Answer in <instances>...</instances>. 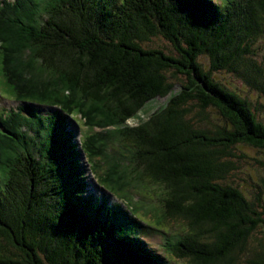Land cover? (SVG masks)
<instances>
[{
    "label": "trees",
    "instance_id": "1",
    "mask_svg": "<svg viewBox=\"0 0 264 264\" xmlns=\"http://www.w3.org/2000/svg\"><path fill=\"white\" fill-rule=\"evenodd\" d=\"M0 63V264H264V0H3Z\"/></svg>",
    "mask_w": 264,
    "mask_h": 264
},
{
    "label": "rangeland",
    "instance_id": "2",
    "mask_svg": "<svg viewBox=\"0 0 264 264\" xmlns=\"http://www.w3.org/2000/svg\"><path fill=\"white\" fill-rule=\"evenodd\" d=\"M217 1L221 2L222 0H217ZM151 43H152V46L161 47V48H163L165 51H167L169 53H173L174 52L173 47L171 46V44L166 39H164L162 36H155ZM147 44H150V43L148 42ZM201 60L203 62H206V63L208 62V59H207L206 56H202ZM11 67L12 66L8 67L10 72L12 71ZM29 73H33L34 74V72L32 70L28 71V74ZM216 75L219 78L223 77L224 80H227L226 82L229 83L231 86H234V85L237 86V89L240 91V93L249 96V98H251L253 100V102H256V101H258L260 99L264 100V96H260V94L256 90L248 87V85L242 79H238L235 76L233 78L232 76H229L228 73H216ZM36 76H38V75H36ZM65 91L66 90H64V92ZM14 98L15 97L12 95V91H11L9 85L5 81V77H4V75H3L2 71H1V63H0V105L2 106V109L6 110V109H9V108H15L19 104L21 106H25L26 105V103L24 101L19 103V102L15 101L16 99H14ZM152 101H149L148 103H146V106L142 109V110H144V112L140 113V117L148 116L149 113L152 112L151 110L156 108V105L164 104L167 101V96L157 97L155 99V103H154L155 105L154 106L151 105ZM28 104H29V106L37 108V109H39L41 111V114L39 115V119H41L46 124L49 121V119H46V118L44 120V117H46L45 116L46 112L58 111V110H56L57 106H55V104L54 105H45V106L44 105H37V104H35L33 102H28ZM148 110L151 111V112H149ZM74 115H75L74 116L75 118L76 117L78 118L80 123H82V119L86 120L82 116L81 113L77 112V113H74ZM62 117L64 118V115H62ZM137 117H139V116H136L135 118H132L130 120V123L138 122V118ZM30 124H31V126H36L37 125L36 118H32L31 121H30ZM68 124L71 125V127H73L75 129V132L72 133L71 140L73 141V143L76 144L77 149L80 150V144H79V141H81V139L79 140V137L81 135L80 129H81V132H85L86 128L84 126L81 127L79 124H77L76 121H74L71 116H69ZM78 125H79V127H78ZM0 126H2V125L0 124ZM107 128L111 129L110 131L112 132V131L116 130V125H110V126H107ZM77 129H79V131H77ZM97 129L98 130H102V129H104V127H102V128L99 127ZM28 134L29 135H33L36 138H39V134H40L39 133V127L34 128V129H30ZM81 147H82V145H81ZM246 150H248V149H246ZM248 151L252 152L253 154H255V153L257 154V152L255 150H253V149H249ZM80 154H81V160L80 161H81V163H82V165L84 167V171H85L84 174H85V177H86V181L88 182V185L86 186L87 194H94L96 200H97V197H99V196L100 197L107 196L108 197V202H109L110 205H112L115 201H118L115 196L106 193L105 190L101 186H99L98 179L96 178L93 170L91 169V165H90L89 161L87 160L88 159V155L84 152L83 147L80 150ZM248 168L249 167H247V169ZM245 175H246L245 173H239V175H237L234 178H236L239 181V183L241 184V186L246 189V186H249V185H247L241 179ZM246 192H247V190H246ZM98 202L101 203V201H99V200H98ZM171 224H172V226H171L172 230L178 227L176 222H174V221ZM141 236L145 240V242H147L152 248L156 249L158 252H161V253L164 252V250H165L164 249L165 235L162 232H159L157 230H150V231H147V232H143L141 234ZM174 263L175 264H188V262L185 261V260H178V261H175Z\"/></svg>",
    "mask_w": 264,
    "mask_h": 264
},
{
    "label": "clouds",
    "instance_id": "3",
    "mask_svg": "<svg viewBox=\"0 0 264 264\" xmlns=\"http://www.w3.org/2000/svg\"><path fill=\"white\" fill-rule=\"evenodd\" d=\"M1 1H3V0H0V2ZM12 1V0H11ZM16 101V100H15ZM17 102H19V101H17ZM19 103H21V102H19ZM20 105V104H19ZM19 105L17 106V107H15V108H9V109H6V110H10V109H17L18 107H19ZM2 111H4L3 109H2V106L0 105V115L2 114L1 112ZM49 112H51V111H49ZM4 115H6V114H4ZM0 124L3 126V124L1 123V121H0ZM78 124V123H77ZM78 127H79V125H78ZM80 129V128H79ZM79 129H77V131H79ZM80 133L82 134V132H81V129H80ZM81 139V135H80V137H79V140ZM79 144H80V150H81V141H79Z\"/></svg>",
    "mask_w": 264,
    "mask_h": 264
},
{
    "label": "bare ground",
    "instance_id": "4",
    "mask_svg": "<svg viewBox=\"0 0 264 264\" xmlns=\"http://www.w3.org/2000/svg\"><path fill=\"white\" fill-rule=\"evenodd\" d=\"M108 134V133H107Z\"/></svg>",
    "mask_w": 264,
    "mask_h": 264
}]
</instances>
